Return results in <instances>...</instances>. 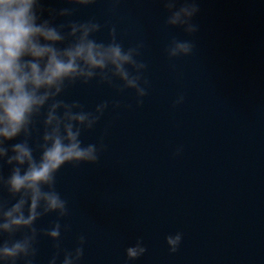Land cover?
I'll return each mask as SVG.
<instances>
[{
  "label": "clouds",
  "instance_id": "1",
  "mask_svg": "<svg viewBox=\"0 0 264 264\" xmlns=\"http://www.w3.org/2000/svg\"><path fill=\"white\" fill-rule=\"evenodd\" d=\"M65 2L73 7L46 9L43 0H0V169L10 168L7 177L0 172V192L6 191L15 200L9 206L8 200L0 198V264H35L41 236L54 242L48 264L58 260L60 264H80L84 256L83 234L73 249L61 246V230L69 231L70 225L61 223L69 210L57 191V173L66 164L99 163L100 152L106 148L103 137L99 146L84 144L82 133L95 128L110 103L113 109L121 105L105 100L86 111L77 100L66 102L62 98L65 91L96 80L120 94L133 91L141 106L150 87L144 76L148 65L137 59L143 43L125 48L117 39L115 25L101 24L95 17L71 19L78 8L92 6L96 0ZM162 3L166 29H181L187 36L199 31L193 23L200 11L198 0ZM60 18L66 19L58 23ZM103 29L108 32L107 42L96 39ZM195 48L194 40L173 37L164 51L169 60H175L191 56ZM183 101L180 95L173 106ZM38 123L42 132L34 149L30 141L40 131ZM20 137L19 142L9 144ZM37 150L39 158L34 155ZM179 152L177 149L176 154ZM50 214L56 216L51 226L38 229L36 222ZM182 239L180 232L165 237L170 253L178 250ZM146 252L139 238L125 249L129 261Z\"/></svg>",
  "mask_w": 264,
  "mask_h": 264
}]
</instances>
